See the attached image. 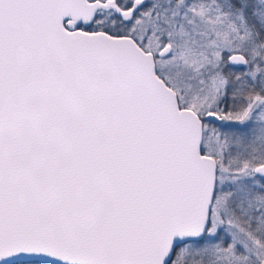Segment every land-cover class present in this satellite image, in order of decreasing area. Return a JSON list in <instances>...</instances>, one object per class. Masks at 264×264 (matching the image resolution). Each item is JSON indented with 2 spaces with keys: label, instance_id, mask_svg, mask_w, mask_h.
I'll return each instance as SVG.
<instances>
[{
  "label": "snow or ice",
  "instance_id": "obj_1",
  "mask_svg": "<svg viewBox=\"0 0 264 264\" xmlns=\"http://www.w3.org/2000/svg\"><path fill=\"white\" fill-rule=\"evenodd\" d=\"M0 264H264V0H0Z\"/></svg>",
  "mask_w": 264,
  "mask_h": 264
}]
</instances>
